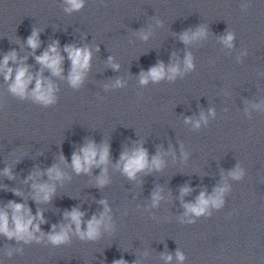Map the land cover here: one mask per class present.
<instances>
[{"label":"water","instance_id":"water-1","mask_svg":"<svg viewBox=\"0 0 264 264\" xmlns=\"http://www.w3.org/2000/svg\"><path fill=\"white\" fill-rule=\"evenodd\" d=\"M68 7L65 0H0V66L16 53L8 64L13 75L5 80L0 72V211L10 226L9 201L43 214L34 221L39 242L0 234V264H264V0H84L79 11ZM200 29L203 37L181 39ZM34 30L39 47L32 50ZM54 44L63 56L60 75L35 58ZM68 45L91 51L75 88ZM188 55L194 68L186 71ZM161 62L165 71L179 66L175 79L142 85L141 73ZM19 67L33 77L24 98L10 91ZM36 79L51 83L54 104L34 100ZM90 143L108 147V163L78 175L72 155ZM141 147L163 166L129 179L120 157ZM53 166L62 180L48 177ZM237 168L240 179L231 175ZM34 183L55 187L49 202L36 201ZM217 189H225L220 208L188 211L202 192L208 198ZM106 207L111 226L102 224L95 240L80 239L71 211L83 213L86 231ZM69 227L68 242L48 239Z\"/></svg>","mask_w":264,"mask_h":264},{"label":"clouds","instance_id":"clouds-1","mask_svg":"<svg viewBox=\"0 0 264 264\" xmlns=\"http://www.w3.org/2000/svg\"><path fill=\"white\" fill-rule=\"evenodd\" d=\"M65 3L69 6L67 11H79L84 6V0H65ZM205 31L200 29L191 34L184 33L181 36V39L187 43L192 39H197L205 35ZM146 34H142V39H147ZM233 35L229 33L225 39L224 43L231 47L233 41ZM28 46L35 50L39 47L38 33L34 30L32 35L27 40ZM64 52L67 53L68 59L71 61V71L69 74V82L72 87H79L81 84L84 72L89 68V62L91 58V51L87 47H76L74 45H68L64 48ZM37 62L47 68H49L54 75H60L62 68L61 63L63 56L58 51L57 45L54 44L49 47L47 51H44L41 55L35 57ZM16 60V53L12 52L9 55H6L3 60V65L0 66V72L5 73V80H8L13 75V69L8 67L9 61ZM112 60V57H109V61ZM185 70H192L194 68L192 57L188 55L184 61ZM114 68H118L119 65H113ZM180 72L178 65L171 66L165 71L163 63H159L157 66H154L149 69L147 74L141 73L140 83L146 85L151 79L153 82H159L163 79L173 80L176 75ZM33 77L28 74L26 67H19L15 70L14 81L10 84V91L20 98H24L26 95V90L29 83L32 81ZM117 85H120V81L116 82ZM34 100L44 106L54 104L56 102V97L54 95V88L49 83L47 86H44L41 79H36L35 88L31 93ZM196 127H199V122L196 123ZM109 149L104 147L102 150H98L94 144H88L86 147L81 148L80 154L73 153L71 159V165L73 170L79 175L80 173H88L92 166L96 165H106L108 163ZM63 159V157H62ZM122 163V171L129 179H135L136 175L144 171L145 169L154 168L160 170L163 166V160L160 155H157L149 161L148 152L145 148L141 147L133 151L130 155L124 153L120 157ZM106 171V169H105ZM5 176L9 179H14V175L10 168L6 167L4 169ZM47 175L50 179L62 180L64 177L63 172L58 166H53L47 170ZM231 175L235 179H240L243 175L240 169L234 170ZM32 179V177H29ZM98 183L102 186L107 183L106 179L101 176L98 179ZM36 195L35 199L37 202H49L52 196L55 193V187L47 183L32 185ZM225 189H217L216 195L212 197L205 198V194L202 192L198 198V202L195 205H187L188 211L194 213L196 216L208 215L209 206L220 208L223 205V192ZM16 195H20L19 192H16ZM160 196L154 194V202L159 200ZM101 203H106L101 201ZM11 209V221L10 226V217L7 211H0V234L6 235L8 238L15 237L17 240L24 241L29 243L32 240H37L39 238L34 236V232H38L39 224H34V221L39 219L43 222V214L40 211H37L35 216L30 214V209H26L23 203H17L15 201H9L8 206ZM109 209L105 208V212L101 214V218L97 219L96 216H93L91 220L87 223L86 231L81 230L82 220L81 217L83 213L77 209H73L70 213L71 220L76 225V233L79 235L80 239L95 240L100 234V227L102 224L106 228L110 227L111 217L107 215ZM194 222V221H192ZM55 229V225H53ZM69 228H62L60 232L50 234L48 239L54 245L64 244L69 241ZM177 259L183 261L185 259L182 253L177 252ZM168 261L172 260V256H167ZM114 264H127L124 260H117ZM139 264V262H137Z\"/></svg>","mask_w":264,"mask_h":264}]
</instances>
